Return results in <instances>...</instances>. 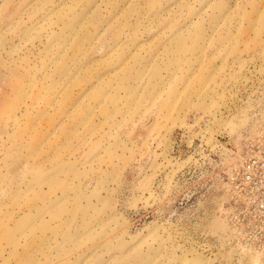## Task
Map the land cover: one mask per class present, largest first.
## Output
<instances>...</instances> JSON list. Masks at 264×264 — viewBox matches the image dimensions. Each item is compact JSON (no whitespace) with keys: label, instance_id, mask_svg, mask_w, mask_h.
Instances as JSON below:
<instances>
[{"label":"rangeland","instance_id":"1","mask_svg":"<svg viewBox=\"0 0 264 264\" xmlns=\"http://www.w3.org/2000/svg\"><path fill=\"white\" fill-rule=\"evenodd\" d=\"M0 264H264V0H0Z\"/></svg>","mask_w":264,"mask_h":264}]
</instances>
